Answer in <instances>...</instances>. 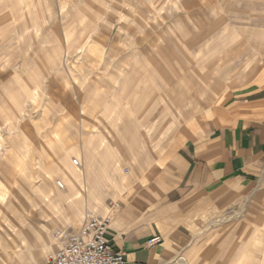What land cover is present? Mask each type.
Listing matches in <instances>:
<instances>
[{
	"label": "rangeland",
	"instance_id": "rangeland-1",
	"mask_svg": "<svg viewBox=\"0 0 264 264\" xmlns=\"http://www.w3.org/2000/svg\"><path fill=\"white\" fill-rule=\"evenodd\" d=\"M244 25L264 27V0H0V264L35 253V214L63 192L66 171L79 172L73 161L97 133L93 122L114 134L120 120L110 116L132 100L142 105L132 111L176 116L181 93L190 100L185 78L203 89L220 78L203 90L208 106L229 92L236 72L226 76V60L246 51ZM191 105L182 122L204 127ZM255 223L240 253L188 264H264Z\"/></svg>",
	"mask_w": 264,
	"mask_h": 264
},
{
	"label": "crops",
	"instance_id": "crops-1",
	"mask_svg": "<svg viewBox=\"0 0 264 264\" xmlns=\"http://www.w3.org/2000/svg\"><path fill=\"white\" fill-rule=\"evenodd\" d=\"M238 28L246 51L226 60L235 83L210 106L204 91H214L220 78L214 85L206 79L205 89L185 78L190 100L181 93L176 116L132 111L142 108L132 100L120 118L110 116L120 120L115 135L93 122L98 131L79 153V172L66 171L63 192L35 214V253H22L18 264H51L48 255L61 246L55 233L75 232L92 215L111 218L107 239L126 264H188L200 253H240L236 244L258 232L255 220L264 236V27ZM189 104L204 127L194 124L198 119L188 127L182 122ZM155 237L160 243L148 244Z\"/></svg>",
	"mask_w": 264,
	"mask_h": 264
},
{
	"label": "built area",
	"instance_id": "built-area-1",
	"mask_svg": "<svg viewBox=\"0 0 264 264\" xmlns=\"http://www.w3.org/2000/svg\"><path fill=\"white\" fill-rule=\"evenodd\" d=\"M73 163L78 165L77 160ZM110 224L109 216L92 215L75 232L57 231L55 237L61 246L47 260L51 264H126L124 254L115 250L107 239ZM158 243L160 240L155 237L148 244Z\"/></svg>",
	"mask_w": 264,
	"mask_h": 264
},
{
	"label": "bare ground",
	"instance_id": "bare-ground-1",
	"mask_svg": "<svg viewBox=\"0 0 264 264\" xmlns=\"http://www.w3.org/2000/svg\"><path fill=\"white\" fill-rule=\"evenodd\" d=\"M57 185H58L59 188H62L63 187V185L61 183H57Z\"/></svg>",
	"mask_w": 264,
	"mask_h": 264
}]
</instances>
